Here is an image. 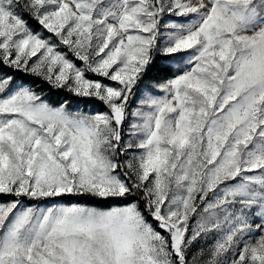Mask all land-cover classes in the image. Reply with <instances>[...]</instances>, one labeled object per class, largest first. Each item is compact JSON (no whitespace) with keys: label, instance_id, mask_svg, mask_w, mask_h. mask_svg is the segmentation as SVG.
Masks as SVG:
<instances>
[{"label":"snow or ice","instance_id":"snow-or-ice-1","mask_svg":"<svg viewBox=\"0 0 264 264\" xmlns=\"http://www.w3.org/2000/svg\"><path fill=\"white\" fill-rule=\"evenodd\" d=\"M0 264H264V0H0Z\"/></svg>","mask_w":264,"mask_h":264},{"label":"trees","instance_id":"trees-1","mask_svg":"<svg viewBox=\"0 0 264 264\" xmlns=\"http://www.w3.org/2000/svg\"><path fill=\"white\" fill-rule=\"evenodd\" d=\"M2 71L4 73H8L9 75L13 74L12 71L9 70V69H7V68L2 69ZM29 79H35V78H29ZM37 86L46 89L48 91V93L50 91L49 88H48V86L46 84H43L42 82H40L38 80H37ZM101 110H103L102 109V106H101Z\"/></svg>","mask_w":264,"mask_h":264},{"label":"rangeland","instance_id":"rangeland-1","mask_svg":"<svg viewBox=\"0 0 264 264\" xmlns=\"http://www.w3.org/2000/svg\"><path fill=\"white\" fill-rule=\"evenodd\" d=\"M40 89H43V91H44L46 94H48V91H47L46 89L41 88V87H38V88H37V90H40ZM132 106H133V107L138 106V98H134ZM81 107H83V106H81Z\"/></svg>","mask_w":264,"mask_h":264}]
</instances>
